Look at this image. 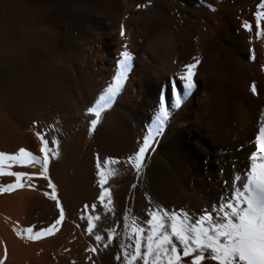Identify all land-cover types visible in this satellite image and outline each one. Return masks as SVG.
I'll return each mask as SVG.
<instances>
[{
  "label": "bare ground",
  "instance_id": "bare-ground-1",
  "mask_svg": "<svg viewBox=\"0 0 264 264\" xmlns=\"http://www.w3.org/2000/svg\"><path fill=\"white\" fill-rule=\"evenodd\" d=\"M258 2L24 0L20 14L0 25V152L24 148L42 158L41 129L57 141L47 175L64 219L41 238L16 235L14 228L38 230L59 212L43 195L51 190L38 164L13 167L37 177L34 189L26 182L0 192L4 264H125L134 252L131 227L143 225L148 211L175 210L189 215V224L204 213L220 223L216 207L246 206L248 187L264 180V154L254 147L264 124V23L257 37L251 17ZM245 19L251 31L241 30ZM187 63L196 69L185 94L174 77ZM161 100L168 119L137 176L125 161L152 127ZM97 166L109 193L90 210L85 206L98 203ZM202 226L214 227L212 220ZM109 230L113 242L106 240ZM142 237L146 245V232Z\"/></svg>",
  "mask_w": 264,
  "mask_h": 264
},
{
  "label": "snow or ice",
  "instance_id": "snow-or-ice-1",
  "mask_svg": "<svg viewBox=\"0 0 264 264\" xmlns=\"http://www.w3.org/2000/svg\"><path fill=\"white\" fill-rule=\"evenodd\" d=\"M251 17L255 20V34L260 37L262 34L261 25L264 23V0H259L255 6V11L251 13ZM240 28L248 32L252 30V25L248 19H245L240 24ZM122 60H125L129 65L130 57L127 52L122 54ZM195 69L196 63H187L185 64V71L178 77H174V81L178 80L186 90L185 94L194 87ZM175 87L176 84L173 83V88ZM166 99L167 96H165ZM165 100L159 102L161 111L152 127L144 135L138 150L125 161L135 170L137 176H140L144 170L145 155L146 153L150 155V146L154 148L153 137L163 130L164 123L168 119V113L163 111ZM178 103L179 101H177ZM88 112L96 118L101 116V113L98 114L95 111ZM96 124L97 119H92L91 125ZM36 136L39 139V153L42 158L33 155L32 152L26 151L24 148H20L18 152L13 154L0 152V177L12 178L10 183H0V192H10L17 188H23L26 186V182L28 187L34 189L35 185L31 181L37 177V174L12 169L13 167H35L38 164L40 166L38 175L47 181V187L51 190L50 192L45 191L43 195L55 202V207L59 212L58 218L38 230H34L35 226L32 225L20 230L13 229L21 239L30 240L41 238L45 234H52L64 219V212L57 198L55 185L47 175L49 161L53 158L57 141L53 139L49 142L42 129L37 130ZM254 147L258 153L264 154V124L260 126L258 134L255 135ZM104 163L106 165L107 161ZM96 174L99 185V196L96 198L98 203L85 206L90 210L103 205L105 194L109 193V189L105 186L107 181L101 175L99 166H97ZM240 195L237 193V196ZM244 197L245 199L241 202L246 206L243 209H240L235 202L228 203L226 206L221 204L215 208V214L221 220L220 223H216L212 215L204 213H201L200 218L193 215L194 223L189 224V215H181L175 210L167 211L156 208L148 211L143 225L134 221L131 227L132 237L130 238H134V252L125 255V264H133L134 261L136 264H140L141 260H143V264H203L205 260L215 262V264H264V180L248 187ZM111 202L109 195L108 203L111 204ZM109 211L112 209L109 208ZM126 219L127 217H125ZM205 220H212L214 227H203ZM93 227V218L89 217L87 219V231L92 233ZM145 232L146 245H142V234ZM94 239L97 242L102 241L99 234L94 235ZM106 240L113 242L112 230L108 231ZM142 247L143 251H141ZM0 264H4L2 258H0Z\"/></svg>",
  "mask_w": 264,
  "mask_h": 264
},
{
  "label": "clouds",
  "instance_id": "clouds-1",
  "mask_svg": "<svg viewBox=\"0 0 264 264\" xmlns=\"http://www.w3.org/2000/svg\"><path fill=\"white\" fill-rule=\"evenodd\" d=\"M24 0H0V25L17 17L22 11Z\"/></svg>",
  "mask_w": 264,
  "mask_h": 264
}]
</instances>
